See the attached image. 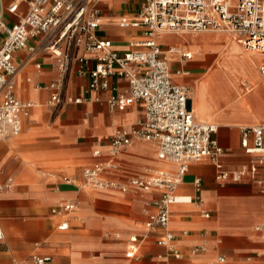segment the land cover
<instances>
[{
  "label": "crops",
  "instance_id": "0c3cea01",
  "mask_svg": "<svg viewBox=\"0 0 264 264\" xmlns=\"http://www.w3.org/2000/svg\"><path fill=\"white\" fill-rule=\"evenodd\" d=\"M14 0H0V13L12 26L27 13L21 4L9 12ZM102 22L99 37L113 49L126 52L143 39V27L120 28L122 18H133L144 0H91ZM63 27L37 38L14 54L18 67L16 97L31 104L17 136L0 140V185L10 178V189H0V264H34V255L51 257L47 264H264V194L245 178L220 185L210 160L193 162L175 189L188 202L172 204L169 229L175 235L176 258L158 240L163 231L146 230L155 213L154 203L163 190L135 188L90 190L84 186V170L96 164L108 166L102 178L128 184L132 178H148L157 171L176 175L177 166L159 159L155 142L134 140L111 154L117 130H131L144 117L137 102L126 110H111L108 92H87L89 71L79 72L83 47H69ZM0 30V42L4 39ZM170 54L175 83L192 90L189 108L197 121L217 126L214 139L224 150L220 161L226 171H237L255 159L241 145L242 130L264 127V54L249 52L236 35L227 33H166L158 38ZM54 50L71 55L62 74ZM190 53L191 58L183 54ZM62 82V100L51 103L49 86ZM124 89L127 81L112 78ZM69 98H82L81 104ZM254 138L249 136V145ZM65 179H71L68 184ZM200 180L201 189L196 182ZM71 202L74 209L61 215L53 208ZM204 214H209L205 217ZM66 223L68 228L59 227ZM132 236L143 238L133 258L127 257ZM204 250L194 253L195 247Z\"/></svg>",
  "mask_w": 264,
  "mask_h": 264
},
{
  "label": "built area",
  "instance_id": "2783aa9c",
  "mask_svg": "<svg viewBox=\"0 0 264 264\" xmlns=\"http://www.w3.org/2000/svg\"><path fill=\"white\" fill-rule=\"evenodd\" d=\"M27 6L26 15L9 26L0 13V30L4 39L0 42V140L21 133L22 118L28 115L31 104L21 102L15 95V76L18 67L14 54L23 48L31 38L47 35L52 30L63 27L62 35L69 40L68 46L83 47L86 55L78 58L79 72L87 73V65L94 61L89 71L90 82L87 92H108L107 104L111 110H126L140 102L145 106L144 117L131 130H117L111 140V154L115 155L130 146L134 140L155 142L159 148V159L169 161L178 168L176 175L157 171L148 178H132L128 184L106 181L102 174L108 166L96 164L84 170V186L90 190L117 188L127 192L135 188L145 192L163 190L155 201L156 211L145 224L147 231L158 228L163 235L158 244L168 248L179 258L175 249V235L169 229L170 207L172 204L188 202L189 198L175 195V189L193 162L210 160L217 169L216 180L225 186L240 183L248 178L260 186L264 194V127L256 126L242 130L241 145L247 154L254 155L248 166L237 171H226L220 159L224 150L217 144L214 135L217 126L197 121L189 108L192 90L175 83L170 68V54L174 48L163 50L158 38L166 33H227L236 35L238 42L249 52L264 54V0H144L139 14L133 18H122L120 28L143 27L144 37L135 42L133 50L119 52L112 42L99 37L97 29L102 18L90 7L91 0H14L10 13L17 12L19 6ZM58 58L59 69L66 74L71 55L52 47ZM191 58L190 53L183 54ZM264 76V65L260 67ZM112 78L124 79L127 86L120 89L111 84ZM51 103L62 100V82H54ZM70 102L81 104L82 98H69ZM254 138L249 145V136ZM68 184L71 179H65ZM13 180L8 179L0 189H10ZM197 190L201 182H196ZM74 209L71 202L55 208L54 214L69 213ZM209 217V214H204ZM61 230L68 228L66 223ZM264 228V226H263ZM0 233V237H1ZM143 238L132 236L129 240L127 257L133 258ZM204 248L195 247L198 253ZM52 258L34 255V264H47ZM224 257H218L213 264H223Z\"/></svg>",
  "mask_w": 264,
  "mask_h": 264
}]
</instances>
